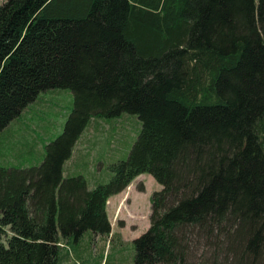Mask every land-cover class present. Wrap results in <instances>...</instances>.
<instances>
[{
	"label": "trees",
	"instance_id": "trees-1",
	"mask_svg": "<svg viewBox=\"0 0 264 264\" xmlns=\"http://www.w3.org/2000/svg\"><path fill=\"white\" fill-rule=\"evenodd\" d=\"M55 89L72 105L42 159L0 164V264H79L141 174L160 189L131 264H264V0H5L0 133ZM121 114L139 131L108 181L63 176L90 120Z\"/></svg>",
	"mask_w": 264,
	"mask_h": 264
},
{
	"label": "rangeland",
	"instance_id": "rangeland-1",
	"mask_svg": "<svg viewBox=\"0 0 264 264\" xmlns=\"http://www.w3.org/2000/svg\"><path fill=\"white\" fill-rule=\"evenodd\" d=\"M4 1L0 0V4ZM46 92L41 93L40 96L46 95L51 98L42 111L38 109L39 112H37L35 104L29 105L26 113H21L22 117L19 121H11L9 128L0 133V143L5 146V149H8L7 144L12 142V127L15 128V135L19 134L17 130L25 131L26 136L30 133L37 139L46 136L49 138L47 142L61 133L65 119L71 110L72 95L66 89ZM36 101H39V97ZM138 131L139 121L135 115L121 114L110 119L90 120L76 145L84 154L81 160L89 162V170L92 168L91 171L95 173L96 183L108 181L111 173L107 167L126 158ZM76 152L77 149L73 151L72 161L76 157ZM85 169L86 167H83L80 175L87 173ZM139 186L142 187V192L137 191ZM159 189L160 186L149 175H139L136 181L133 180L126 187L117 207L113 211L110 209L112 227L108 237L90 239L91 234L85 232L80 240L87 249H84L83 245L78 248L79 259L70 252L69 262L76 260L80 262L79 264H87L96 259L100 264H131L133 256L131 242L148 227L149 199L151 194ZM4 240L5 235L1 234L0 242Z\"/></svg>",
	"mask_w": 264,
	"mask_h": 264
},
{
	"label": "crops",
	"instance_id": "crops-1",
	"mask_svg": "<svg viewBox=\"0 0 264 264\" xmlns=\"http://www.w3.org/2000/svg\"><path fill=\"white\" fill-rule=\"evenodd\" d=\"M40 95L38 96L39 101L35 100L31 104V105L33 104L36 105L37 112H39L38 109L42 111L43 108L46 107L47 102L51 98L50 96L46 97V95L44 96H40ZM26 109L23 110L21 113L23 112L26 113ZM20 115L18 116L19 118L18 117L16 118L17 120L14 119L13 121H19V119H21L22 117ZM9 125L3 131L8 129ZM17 132L19 134L15 135L16 133L15 128L13 127L11 128V133H12L13 138H12V142L10 144H7L8 149H5V146L0 143V164L3 166H7V167H27V166H32V165L37 164L43 157V146L45 143H47L49 138L46 136H43V138L37 139L36 137H32L33 134H30V133H28L26 136L25 131L19 132V130H17ZM77 145L75 144L73 148V151L77 149L76 157L72 161L73 159L72 157L73 151H72V155L70 159L63 164L62 175L68 177V176L80 174V172H82L83 170V167H86L85 170L87 171V173H84L83 176L88 181V186L91 188L95 184L97 179H96L95 173L91 171L92 168L89 170L90 168L89 162H87L86 160H81L84 154L81 152V150H78L80 149V147L77 148ZM136 179H134V181H136ZM124 192L125 190L117 195L110 197L106 201V214H107L108 221L110 223V229L112 227L111 220H110V209L113 211L117 207V204H119L120 201L122 200L121 195Z\"/></svg>",
	"mask_w": 264,
	"mask_h": 264
}]
</instances>
